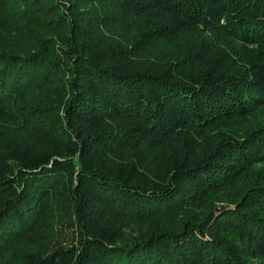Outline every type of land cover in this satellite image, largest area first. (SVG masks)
<instances>
[{
    "label": "trees",
    "instance_id": "1",
    "mask_svg": "<svg viewBox=\"0 0 264 264\" xmlns=\"http://www.w3.org/2000/svg\"><path fill=\"white\" fill-rule=\"evenodd\" d=\"M0 264H264V0H0Z\"/></svg>",
    "mask_w": 264,
    "mask_h": 264
}]
</instances>
